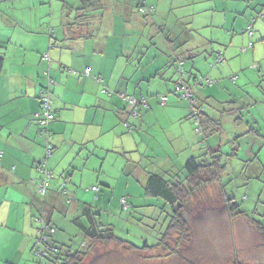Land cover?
<instances>
[{
  "label": "rangeland",
  "instance_id": "rangeland-1",
  "mask_svg": "<svg viewBox=\"0 0 264 264\" xmlns=\"http://www.w3.org/2000/svg\"><path fill=\"white\" fill-rule=\"evenodd\" d=\"M126 1L136 10L138 0ZM146 1L154 9L150 15L142 16L130 9L123 11V0H103V10L94 13L88 25L62 30L68 35L87 32L105 41L108 51L116 53L111 59H119L126 67L122 71L130 72L128 78L135 75L134 85H140L139 89L133 83L130 86V93L135 91L137 95L133 98L147 102V106L139 105V119L134 120L127 110L126 119L123 117L120 122L125 134L136 138L133 144L136 152L126 155L127 159L132 158V163L123 166L122 155L108 154L101 175L104 182L95 184L98 192L91 189V196L85 201L95 202L94 197L99 198L94 206L90 204L99 214L97 221L112 227L117 239L137 248L152 247L167 231L171 211L161 199L145 194L147 173L166 179L170 173L183 177L180 170L186 161L200 156L206 146L220 151L225 170L218 183L207 186L185 203L181 212L188 229L185 241L178 243L175 233L162 248L135 253L116 244L90 246L72 224L85 201L73 198L67 204L62 198L63 207L56 202L52 216L57 228L54 237L70 249L87 251L83 264H264V237L255 224L264 223V36L256 38L255 32L257 25L264 24V0ZM80 6L79 0H0V35L43 33L51 22L57 30L61 9L63 19L70 13L68 21H71ZM233 11H238V16ZM251 25L254 58L251 48L242 50L248 45ZM50 39L52 43L56 41L53 36ZM217 53L223 58L218 64L215 63ZM176 60L183 62L181 72L185 82L189 79L195 97L203 102L209 95L214 97L216 102L204 105L221 125V132L208 137L204 143L195 132L201 144L193 143L194 146L182 151L175 136L158 132L157 125H150L148 130L140 128V118L142 113L145 116L151 99L161 106L160 96H175L182 107L189 109V102L176 91L180 75ZM227 64L230 70L224 66ZM215 74L221 78L213 77ZM235 75L237 79L232 83L230 78ZM128 78L123 79L128 82ZM206 78L216 84L205 86ZM198 80L201 86L194 85ZM178 128L177 125L176 132ZM223 195L232 198L246 217H230ZM121 197L125 199V206ZM34 214L32 248L26 252L28 258L16 260L20 264H46L44 258L36 255L40 215L35 210ZM0 225L4 226L0 227V251L9 256L12 250L3 248L4 245L11 242L13 246L19 237L18 234L14 238L8 236L5 231L15 225V229H20L22 220L12 215L0 220ZM8 263L0 260V264Z\"/></svg>",
  "mask_w": 264,
  "mask_h": 264
},
{
  "label": "crops",
  "instance_id": "crops-1",
  "mask_svg": "<svg viewBox=\"0 0 264 264\" xmlns=\"http://www.w3.org/2000/svg\"><path fill=\"white\" fill-rule=\"evenodd\" d=\"M123 1V11L129 12L130 9L137 14L140 1L151 8V12L154 9L146 0H138L136 12L126 0ZM61 10L57 30L51 26V22L42 29L43 33L21 32L17 37L14 34L7 37L0 35V57L3 58L0 72V220L12 215L22 220L20 229H15V225L5 231L8 236L14 238L18 234L19 237L13 246L11 242L4 245L3 248L12 250L9 256L0 251V260L8 264H20L16 260L28 258L26 252L31 251L35 236L32 223L34 210L42 211L45 206L54 209L56 202L57 206L60 204L59 207H63L60 203L63 197L59 195L62 187L73 199L87 200L95 184L104 182L101 175L108 154L116 152L119 153L117 157L122 155L124 166L125 163H132V158L127 159L126 155L131 156L136 152L133 147L136 138L125 134L120 125L122 118L127 117V110L132 109L120 98V94L137 96L135 91L130 93L135 75L128 78L130 72L127 69L122 71L126 67L119 59H111L116 53L108 51L102 39L93 38L87 32L75 35L63 33L62 30L66 28ZM209 10L212 11V8ZM228 12L231 13L230 10ZM232 14L238 16L239 13L233 11ZM50 29L56 38L54 43L50 39ZM255 32L256 38H263L264 24L257 25ZM252 36L253 32L247 36L249 42ZM250 48L254 58L255 46L252 44ZM248 49L247 45L242 50L246 52ZM108 52L111 54L107 56ZM224 66L231 69L228 64ZM86 70L88 76L83 75ZM124 77L129 81L126 82ZM213 77L221 78L217 74ZM49 81L53 83L49 85ZM199 81L194 85L199 86ZM133 87L139 89L140 85L135 83ZM42 89L50 91L54 114L53 121L48 125L52 150L47 158L40 129L35 123ZM206 98V102H216L211 95ZM205 112L216 119L207 107ZM189 113L190 109L182 107L175 96L167 97L165 107L158 106L151 99L145 116L142 113L140 118V128L148 130L150 125H157L158 132L175 136L182 151L194 146L193 143L201 144L192 119L186 118ZM176 124L180 127L177 132ZM167 159L170 157L167 156ZM43 160L51 179L48 191L42 197L37 194V186L42 178L37 164ZM94 198L95 202L99 201L97 196ZM95 202L85 201V204L94 206ZM0 227L4 228L2 225ZM1 246L0 243V249Z\"/></svg>",
  "mask_w": 264,
  "mask_h": 264
},
{
  "label": "trees",
  "instance_id": "trees-1",
  "mask_svg": "<svg viewBox=\"0 0 264 264\" xmlns=\"http://www.w3.org/2000/svg\"><path fill=\"white\" fill-rule=\"evenodd\" d=\"M79 2L81 6L75 9V14L71 21H68L70 13L65 14L64 16V25L70 31L73 30V27L88 25L95 17L94 13L97 14L98 11L103 10L104 7L103 0H79ZM91 13H93V15H91ZM251 46L252 44L249 42L248 47L250 48ZM191 58L192 57L189 56V59ZM2 68L3 58L0 57V72ZM182 78L185 86L191 89V100H193V103L189 104L190 113L186 118L189 117V119H192L195 131L201 136V141L204 143L208 137L221 132L220 121L217 120V118H212L210 114L208 115L205 112L206 107L204 104L207 103L206 100L205 102L198 100V98L194 96V93H192L189 79L185 82L183 74ZM177 93L180 95V92ZM165 97L167 98V96ZM139 108L140 107L138 106V109ZM219 152L218 149L214 150L206 146L204 153L197 157H191L186 161L185 165L180 170V174H182L183 177H180L179 174L170 173L171 175L166 179L159 174L147 173L144 184L145 194L152 198L161 199L171 211L167 231L152 247L145 246L144 248H137L130 243L117 239L112 227H105L97 221L99 214L98 212H95L94 207L89 204L83 203L81 205L79 216L72 220V224L77 228L83 240L90 242V246L116 244L118 247H121L130 253L143 252V250L145 252L156 248H162L164 242H167V239L175 233L178 234V243L180 241H185L188 229L187 223L182 218L181 212L185 208V203L191 197L205 189L207 186L216 184L220 181L225 170V165L221 162V155ZM232 155L236 154L233 153ZM94 191L97 192L98 188ZM59 195L65 199L66 204L72 200L71 195L65 192L64 187L59 190ZM120 201L122 206H125V199L121 198ZM224 202L230 217H246L245 214L240 211L239 205L232 198L224 196ZM42 209V211H37L40 215L38 220L44 221L49 229L54 230L53 233L45 232L44 235L46 237V242L43 243V248L47 252V255L44 257L46 264H83L87 251L70 249L69 246L55 239L54 236L57 232V228L52 222L54 209L53 207L46 206ZM255 224L262 231L264 237V223ZM38 239L39 238L36 239V242Z\"/></svg>",
  "mask_w": 264,
  "mask_h": 264
},
{
  "label": "built area",
  "instance_id": "built-area-1",
  "mask_svg": "<svg viewBox=\"0 0 264 264\" xmlns=\"http://www.w3.org/2000/svg\"><path fill=\"white\" fill-rule=\"evenodd\" d=\"M151 12V8H148L147 6L144 5L143 1L139 2V7H138V13L142 16H147ZM252 27H248V35L251 36L252 34ZM49 35L52 36V31H49ZM250 46V44H249ZM223 61L222 55L220 53H217L215 57V63H221ZM182 67H183V62L182 61H177V72L180 74L177 85H176V90L177 92H180L181 98L186 99L189 104L193 103V100H191V89H189L187 86H185L182 78ZM73 75H77L75 72H72ZM84 76H88V71L86 70L83 74ZM237 79L236 76L231 77L230 81L232 83L235 82ZM204 85L206 86H213L216 82L205 79L204 80ZM53 82L49 81V85H51ZM202 82L199 81L198 85L201 86ZM107 92V91H106ZM108 93V92H107ZM120 98L125 100L131 107L132 109L130 110V117H132L134 120L139 119V113H138V106L143 105L147 106V103L144 99H140L139 101H136L133 97L126 96L124 94H120ZM159 102L161 106H165L167 104V98L165 96H160L159 97ZM39 104H40V110L37 114H35V123L39 127V135L40 137L43 138L44 141V150H45V158L49 157L51 154L52 146L50 144L51 140V133L48 131V125L51 121L54 119V114L51 110V105H52V98L50 91L48 89H42L39 92ZM127 128L130 126L128 124H125ZM44 161L41 162L38 165L39 171L42 174V178L40 180V183L37 186V194L39 196H45L48 186H49V180L51 179L50 173L46 170V167L44 165ZM64 186V185H63ZM92 190H96V188H92ZM123 203V200H122ZM39 223L40 227L38 229V241L36 242V255L41 256L44 258L47 255V252L43 248V243L46 242V237L45 232L47 233H53L54 230L49 229V227L44 223V221L37 220Z\"/></svg>",
  "mask_w": 264,
  "mask_h": 264
}]
</instances>
